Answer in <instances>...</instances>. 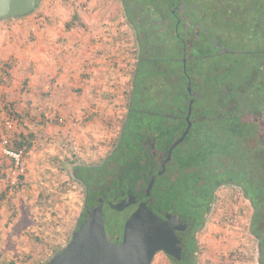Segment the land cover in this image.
Wrapping results in <instances>:
<instances>
[{
  "label": "trees",
  "instance_id": "obj_1",
  "mask_svg": "<svg viewBox=\"0 0 264 264\" xmlns=\"http://www.w3.org/2000/svg\"><path fill=\"white\" fill-rule=\"evenodd\" d=\"M133 1L122 10L136 48L118 136L101 162H70L69 176L82 186L83 203L93 204L126 190L142 199L155 175L148 207L179 214L190 231L207 223L218 188H236L264 264V0ZM76 23L73 14L66 26ZM189 108V132L158 175L151 145L166 155ZM30 138L20 135L13 149L29 148ZM195 242H185L180 264H196L187 256Z\"/></svg>",
  "mask_w": 264,
  "mask_h": 264
},
{
  "label": "rangeland",
  "instance_id": "obj_2",
  "mask_svg": "<svg viewBox=\"0 0 264 264\" xmlns=\"http://www.w3.org/2000/svg\"><path fill=\"white\" fill-rule=\"evenodd\" d=\"M114 12L112 8L92 5L91 0H41L38 9L25 16L0 20L1 81L5 82V76L10 85H20V91L38 92L37 98L25 101L28 106L30 100L35 104L32 115L25 111L17 92L15 96L8 95L9 99L0 94V264H45L66 244L83 200L82 186L69 176L70 162H100L118 136L129 77L125 98L114 114L110 113V103H102L100 108L84 103L90 92L84 95L79 87L84 75L86 81L91 79L90 68L85 67L90 66L91 46L100 42V46L107 47L115 38L112 28L116 22L109 20ZM73 14L79 15L81 23L68 28L66 23ZM38 33L49 35L51 40L45 89L39 87L44 81L42 72L32 77L34 82L30 78L32 84L13 83V75L25 70L24 63H32V54L38 55L36 50L31 53ZM18 49L24 59L14 55ZM125 55L129 72L134 49ZM125 55H119L117 64L123 63ZM26 66V70H31L29 64ZM91 110L95 111L91 114ZM9 122L12 128L8 127ZM23 131H31L33 137L23 156V174L19 178L12 174L11 160L2 153L1 140L9 138L13 148V140ZM215 198L213 211L198 236L199 264H257L256 241L248 231L247 202L231 186L218 188ZM104 218L107 229L121 228L124 220L107 207ZM152 264L169 263L159 252Z\"/></svg>",
  "mask_w": 264,
  "mask_h": 264
},
{
  "label": "water",
  "instance_id": "obj_3",
  "mask_svg": "<svg viewBox=\"0 0 264 264\" xmlns=\"http://www.w3.org/2000/svg\"><path fill=\"white\" fill-rule=\"evenodd\" d=\"M36 3L37 0H0V20L26 15L36 8ZM190 112L189 108L186 117L187 126L181 136L172 143L167 159L170 158L173 148L182 142L189 132ZM158 174H161V171ZM155 177L153 175L148 183L147 195L150 193ZM103 200L101 199L100 205L95 208L86 210V217L79 226L77 218L70 240L45 264H152L155 255L159 252L172 256L180 252V248L176 246L179 242L176 230L184 229L188 222L180 224L178 215L168 213L165 218H161L143 201L139 202L135 210L128 215L121 210L131 203L134 204L135 196L111 199L105 207L121 214L124 220L121 222V228L107 229ZM83 209L84 204L81 206L79 215ZM256 254V261H258L259 247Z\"/></svg>",
  "mask_w": 264,
  "mask_h": 264
},
{
  "label": "crops",
  "instance_id": "obj_4",
  "mask_svg": "<svg viewBox=\"0 0 264 264\" xmlns=\"http://www.w3.org/2000/svg\"><path fill=\"white\" fill-rule=\"evenodd\" d=\"M97 31L100 34L99 36L100 39H102V32L100 31V29H98ZM49 40H50L49 35L47 34L42 35L41 33L37 34V39H35V42L33 43V48L31 49L32 50L31 53L34 50H36L38 51V55L36 56V53L32 54L33 57L31 61L33 64L29 62L24 63L25 65H23V67L25 70L20 71L21 74L18 73L17 75V72H16L15 73L16 75H13V83L15 82L24 83L25 82L24 84L27 85L30 82L32 84L35 80L32 77L43 73L44 81L40 83L39 87L41 89H45L44 86L48 78L47 75H48V72L50 71L49 70L50 68L48 69L49 66L47 67V65L49 64L48 48L51 46L49 45ZM114 42H110L109 44H107V47L100 46L101 45L100 42L97 45L95 44L94 46H91L90 49H91L92 59L91 61L89 60L90 66H85L87 68H90L88 71L91 74V79L86 81L85 79L86 75H84V81L79 85V87L82 88L84 95H86L88 91L90 92V95H88V97L85 98L84 103L92 104L99 108L100 106H102V103L103 104L110 103V105L113 106V109H114V111H112L113 109H111V112H110L111 114H114L115 112L118 111L117 108H120V105L122 104L121 101L123 97L125 98V89L128 84V77H129L128 62H127L129 59H126L128 55H125L123 57L124 58L123 63L117 64V62L119 61V55H121L122 53L124 55V52L122 49L117 51V48ZM30 47L31 46H29V48ZM103 49L105 50L103 51ZM94 51L95 52L97 51V55H95L96 53L94 54ZM14 55L22 58L23 57L22 50L18 49L16 53L14 52ZM34 55H35V58H34ZM107 57H108V60L106 61L105 58ZM97 63L98 64L103 63V64L97 65ZM26 64H29V66L31 67V70L33 71L32 73L30 72L31 71L30 69L26 70V67H27ZM7 78L8 77L3 76V79L5 80V82H2L0 78V81L2 83L0 84V94H2V98L6 99L5 96H7V98L9 99L8 95L15 96L17 92V94L23 100L22 106L24 107L28 115L35 114L33 110L35 111L36 106L34 103H32V100H30V102L28 103V104H31L30 106L26 105L25 101L29 100L30 98L31 99L37 98L38 92L34 93L30 91L31 89L29 90V92H32V94H30L29 92L25 93L24 89L20 91L19 89L20 85H15V86L10 85L8 81L6 80ZM30 78H32L33 82L31 81ZM31 84H29L30 87L33 86ZM10 88L13 90L12 92ZM17 88L19 89L18 91H17ZM33 88L35 87L33 86ZM19 96L17 98H20ZM25 106H27V108ZM95 110H91V114L93 113L92 111H95ZM20 135L30 136L31 138L33 137V133L31 131H29L28 133H25L23 131L20 133ZM1 155L2 154L0 150V156Z\"/></svg>",
  "mask_w": 264,
  "mask_h": 264
},
{
  "label": "flooded vegetation",
  "instance_id": "obj_5",
  "mask_svg": "<svg viewBox=\"0 0 264 264\" xmlns=\"http://www.w3.org/2000/svg\"><path fill=\"white\" fill-rule=\"evenodd\" d=\"M91 3H92V5L94 3V5L97 6L98 8L99 7H101V8H110V9L112 8V10H115V12L111 16V18H109V20H114L116 22L115 28L114 29L112 28V33H113V35L115 37V39H113V42L115 41L114 44L116 45L117 51L122 49L123 52H124V55H125V54L128 53L129 49L133 48L135 50V48H136L135 47V43H134V40H135L134 38L135 37H134L133 31H132V28H131L129 19L125 17V15L123 14V11H122L126 7L135 5L134 1L133 0H91ZM116 29H119V30H116ZM194 32L197 35V31H195V29H194ZM151 148H152L151 154L153 156H155L156 161L158 162L157 163V174H158V172L161 171V174H158V175H162L163 173L166 172V168H167V165H169V163H170L171 156H170L169 159H167L168 152H167L166 155H164L161 151H156L154 149L153 145H151ZM171 155H172V152H171ZM103 158H104V156H103ZM101 160H100V162H101ZM155 179H156V177H155ZM153 185H154V183H153ZM147 186H148V184H147ZM152 188H153V186H152ZM152 188L150 190V193L147 195V193H146L147 187H146L145 195L142 197V199H138L134 194H131L128 190H126V191H121L120 195L118 197L108 198L107 196H98L96 198V202H94L93 204H85V203H83V200L85 198V195H84V192H83L82 205L84 204V209H83V212L81 213V217H80L82 219L81 222L86 217V210L88 208L89 209L90 208H95L96 206L100 205V200L101 199H104L103 200V207H105V206H107V202L109 200H111V199L118 200V199H124L127 196H132V197L135 196L136 202L134 204L131 203L130 205L125 207L123 210H121L122 213H128V215L132 212V210H135V208L137 207L138 203L141 202V201L145 202L146 206L148 207L147 204H149V200H150L149 196L151 194ZM153 208H155V207H153ZM125 211H127V212H125ZM155 212L161 218H165V215L168 214V213H170L171 215H178L179 216L178 222L180 224H182V225L186 224L188 222V225L184 229L176 230V236L179 239V242L176 243V246L180 248V252H177L176 255H174V256L167 255V254L164 253V255L166 256L167 262L170 264V258H174L177 261V264L182 263L184 261V255L187 252L186 246H185V242L188 241V243H189L191 239H194V240H196L195 243L197 245V249L188 252L187 256H188V261L192 260V262L195 261L196 264H199L200 250H199L198 236L203 232V230H204V228L206 226V223L203 225L202 228H199V229L194 228V229H192V231H190L191 230V222L189 220L181 219L179 214L173 213L171 210H165L164 212H161L159 209H156ZM79 213H80V211H79ZM81 222L79 223V225L81 224ZM73 231H74V227L72 228V230L70 232V238H71V235H72ZM160 253H163V252H160Z\"/></svg>",
  "mask_w": 264,
  "mask_h": 264
},
{
  "label": "built area",
  "instance_id": "obj_6",
  "mask_svg": "<svg viewBox=\"0 0 264 264\" xmlns=\"http://www.w3.org/2000/svg\"><path fill=\"white\" fill-rule=\"evenodd\" d=\"M12 123L9 122L8 123V127L12 128ZM2 143V153L4 155H6L12 163L13 169H12V174L17 177L22 176L23 174V165H22V161H23V156L25 154V146L21 147L20 149L16 150L13 149L11 147L12 141L9 143V138L7 137H3V139L1 140ZM14 181V180H12Z\"/></svg>",
  "mask_w": 264,
  "mask_h": 264
}]
</instances>
